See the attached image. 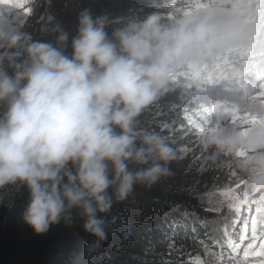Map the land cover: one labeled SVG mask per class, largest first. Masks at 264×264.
I'll list each match as a JSON object with an SVG mask.
<instances>
[{
  "label": "clouds",
  "instance_id": "1",
  "mask_svg": "<svg viewBox=\"0 0 264 264\" xmlns=\"http://www.w3.org/2000/svg\"><path fill=\"white\" fill-rule=\"evenodd\" d=\"M35 2L0 4L27 15ZM247 11L248 0H216L172 20L152 13L109 36V18L85 10L70 56L66 32L59 46L0 32L8 52L3 61L13 68L12 75L0 70V103L7 104L0 116V189L27 192L22 222L44 235L62 222L70 226L75 212L94 237L86 254L99 251L118 224L110 216L114 204L137 186L151 188L174 175L177 151L142 127V115L172 91L177 72L251 46L258 29ZM199 148L208 163L228 162L249 194L264 193V123L205 128Z\"/></svg>",
  "mask_w": 264,
  "mask_h": 264
},
{
  "label": "trees",
  "instance_id": "2",
  "mask_svg": "<svg viewBox=\"0 0 264 264\" xmlns=\"http://www.w3.org/2000/svg\"><path fill=\"white\" fill-rule=\"evenodd\" d=\"M210 1L76 0L73 6L66 0L60 1L50 10L49 18L54 23L51 43L59 46L57 38L61 31L66 32L68 40L63 47L65 54L70 56L71 41L77 35L79 17L85 10L93 18L106 15L110 21L106 31L111 36L114 29L131 21H142L152 13H160L165 19L172 20L206 7ZM31 38L44 42L37 35ZM209 68L203 74L214 76L227 71L226 77L228 72L244 76L243 69L231 65L221 63L216 71ZM2 70L9 75L13 73L7 61ZM195 72L194 68H186L174 74L172 91L141 117L142 127L165 136L177 151L178 159L171 166L174 175L151 188L137 186L127 201L114 204L110 216L118 217V224L109 232L99 251L86 254L85 249L94 242V237L83 230V219L75 212L70 226L62 222L50 227L46 234L36 235L21 220L27 192L23 188L8 187L0 189V264H194L195 255L202 251L208 255L205 264H250L252 261L248 262V259L231 257L229 248L237 250L241 234L229 224L223 236L222 228L213 224V210L185 189L191 177L196 180L198 165L201 166L200 178H219L234 172L226 161L215 165L206 162L207 155L203 156L202 151L196 158L185 161L189 151L200 150V134L194 130L199 121L194 116L202 117L205 122L212 118V113L216 114L221 106L224 107L218 86L221 79L214 77L215 82L203 83L193 75ZM214 105H219L216 111H204ZM6 110L7 104L0 103V116ZM203 224L212 226L211 232L215 236H206L201 229ZM125 232L130 234L127 241L121 237ZM121 244V250L116 251V246Z\"/></svg>",
  "mask_w": 264,
  "mask_h": 264
},
{
  "label": "rangeland",
  "instance_id": "3",
  "mask_svg": "<svg viewBox=\"0 0 264 264\" xmlns=\"http://www.w3.org/2000/svg\"><path fill=\"white\" fill-rule=\"evenodd\" d=\"M60 1L65 0H36L33 5V12L27 15L20 8L13 7L10 4H0V32L24 33L31 37L37 35L44 42L51 43L54 23L49 19L50 10L55 8ZM66 2L68 5L73 6L76 0H66ZM250 3L257 5V0H248L247 18L250 15ZM252 15L257 16V13L254 11ZM253 24L256 25L259 31L258 18ZM6 54L5 44L0 42V70L3 69V57ZM216 62L215 60L212 64L209 63V70H217L212 67ZM238 68L247 71L243 65ZM194 70L204 73L205 68L203 65L194 68ZM225 73L222 76L218 73V75H214L215 78L221 79L218 86L224 107L222 109L221 106L219 108L221 110L216 112V114L213 111L212 118L207 119L205 122H203L202 117L194 116L195 120L199 121V123L194 125V130L198 134H201L196 131L199 128L205 129L217 126L242 127L246 125L244 123L246 117L264 120V96L260 94L264 92V79L258 86L257 84L246 82L242 74L233 75L228 72L229 76L226 77ZM209 122L213 123L210 124ZM200 152L201 150L189 151L186 154L185 161L189 162L191 158H196ZM204 155L205 153H203ZM200 167L198 165L196 168V180L191 177L186 182L185 189H189L198 197L205 207L213 210L215 213L213 224L215 227L220 226L222 228L221 233L223 236L225 235V229H229V224H231L234 231L241 234L239 244L237 243V250L229 248L232 251L231 257L233 259H248V262L252 261L250 264H264V254H260L264 252V193L249 194L246 191L244 178L234 172L225 173L219 178H200L202 177V173L199 172ZM237 201H243V203L237 206ZM254 221L255 228H253ZM201 229L204 230L203 233L206 236L210 234L215 236L211 232L212 226L207 227L203 224ZM206 258H208L207 253L202 251L199 255H195L193 263L205 264Z\"/></svg>",
  "mask_w": 264,
  "mask_h": 264
},
{
  "label": "snow or ice",
  "instance_id": "4",
  "mask_svg": "<svg viewBox=\"0 0 264 264\" xmlns=\"http://www.w3.org/2000/svg\"><path fill=\"white\" fill-rule=\"evenodd\" d=\"M0 2L4 3H12L15 2L17 5L22 3V0H0ZM216 3V0H211L210 4ZM257 13V16H253V12ZM191 12L186 13L185 15H190ZM259 20V31L257 33V38L255 42L248 47L237 49L234 51L226 52L220 55L216 59V64L212 67L214 69H219L221 63L224 64H232L237 67L243 65L246 69V78H254L257 79L259 77L264 76V0H257V5H253L250 3V15L248 17L249 22L255 23L256 19ZM254 45V46H253ZM209 67L208 64L204 65V68L207 69ZM193 75L203 81V83H213L215 82L214 76L210 73L205 75L200 73L199 71L193 73ZM222 76L223 74L220 73ZM264 96V92L260 93ZM219 108V105H214L212 109L205 108L204 111H216ZM244 123L246 125H255L258 123H264V120H257L255 118H245ZM198 132H202L203 129H196ZM243 203V201H237V206ZM253 228H255V221L253 222ZM264 254V252L260 253Z\"/></svg>",
  "mask_w": 264,
  "mask_h": 264
}]
</instances>
